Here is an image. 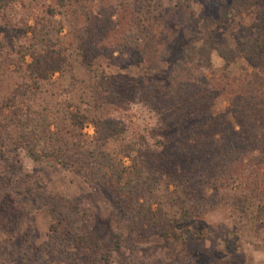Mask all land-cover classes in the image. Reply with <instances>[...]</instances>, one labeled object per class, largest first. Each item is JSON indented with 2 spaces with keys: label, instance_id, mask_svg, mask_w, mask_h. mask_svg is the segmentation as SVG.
I'll use <instances>...</instances> for the list:
<instances>
[{
  "label": "trees",
  "instance_id": "obj_1",
  "mask_svg": "<svg viewBox=\"0 0 264 264\" xmlns=\"http://www.w3.org/2000/svg\"><path fill=\"white\" fill-rule=\"evenodd\" d=\"M193 4L203 6L198 30L187 17L183 27L179 23ZM68 5L69 0H55L39 8L36 0H0V159L5 151L21 149L34 162L49 159L95 182H108L132 231L142 234L148 226L163 241L174 236L169 228L197 222L221 205L239 215L254 206L264 208V171H260L264 168V81L245 78L242 91L233 92L238 98L224 114L207 113L202 110L208 106L203 102L188 108L182 100L184 94L195 91L197 74L210 69L212 53L223 60L225 69L244 60L264 79V0H175L166 10L163 26L179 34L182 41L180 45L173 41L178 47L174 58L161 56L174 60H169L168 73H163L166 83L154 87L177 117L164 131L176 135H183V130L202 132L203 141L194 140V150L184 147L173 152H166L163 143L152 148L137 131L130 133L126 122L117 120L132 84L127 81L116 87L104 69L90 64L94 55L87 42L64 40V25L54 16L64 13ZM251 11L257 16L232 33L234 44L223 38L221 33L232 26V15ZM122 29L123 48L130 50L129 57L136 51L147 67L158 68L143 44H138L141 50L135 46L138 28ZM243 100L250 113L247 110L240 117ZM230 112L233 122L227 118ZM87 124L94 127L92 136L83 131ZM229 179L232 184L227 185ZM31 187L14 185L0 202L5 204L6 196L18 202ZM225 188L232 193H225ZM208 189L213 193H207ZM60 203L52 209L61 208L55 214L53 232L63 234L58 225L66 216L65 234L70 241L77 236L83 240L84 235L75 231L76 206ZM121 245L119 236L114 248ZM56 250L72 255L65 248ZM18 256L22 258L20 248L0 241V264H13ZM126 264L150 263L130 257ZM153 264L207 262L176 257L160 258Z\"/></svg>",
  "mask_w": 264,
  "mask_h": 264
},
{
  "label": "rangeland",
  "instance_id": "obj_2",
  "mask_svg": "<svg viewBox=\"0 0 264 264\" xmlns=\"http://www.w3.org/2000/svg\"><path fill=\"white\" fill-rule=\"evenodd\" d=\"M36 1L39 8L55 2ZM174 4L175 0H69L66 11L54 16L64 25V40L87 42L91 55H94L90 64L104 69L116 87L131 82L132 88L125 94L127 102L121 103L117 120L126 122L130 133L137 131L138 135L146 138L152 148L166 144V152L184 147L194 150V140L198 139L200 144L203 142L200 140L202 132L183 130V135L181 132L176 135L177 132L170 134L164 131L167 125L172 127L177 117L171 113L170 104L165 103L164 98L154 90L158 84L166 83L167 75L163 73L169 70V62L174 60L178 49L173 41L178 45L182 41L179 34L163 26L166 10ZM15 6L19 8L20 3L16 2ZM256 16L252 11L232 15V26L221 33L223 38L234 44L232 33L239 31L243 25H249ZM186 17L190 20L187 22L198 30L203 6L193 4L191 11L179 21L181 27ZM132 25L138 28L135 46L141 50L138 44H143L146 54L158 62V68L147 67L144 60H138L136 51L129 57L130 50H124L122 28L130 29ZM169 46L173 49H167ZM163 54L175 55L165 58L161 57ZM245 78L264 81L263 75L256 74L244 60L225 69L223 60L212 53L210 69L197 74L195 91L184 94L182 100L188 108L203 102L208 105L202 108L204 111L207 109V113L213 116L224 114L232 101L238 98L233 92L242 91ZM245 102L241 101L242 105L238 108L240 117L249 110ZM247 112L250 113V110ZM245 117L248 118L247 115ZM227 118L233 122V113L230 112ZM83 131L92 136L94 127L87 124ZM187 136L185 141L183 138ZM260 169L264 171L262 166ZM226 182L227 185L232 184L230 179ZM17 184L31 185V192L18 202L9 196H6L5 204L0 202V207L6 205L2 211L0 208V241L20 248L22 253V258L18 256L19 260L13 264H126L130 257L150 264L160 258L170 260L176 257L204 258L207 264H264V208L261 207L254 206L242 215L222 205L215 207L197 222L169 228L174 236L163 241L148 226L142 234L132 231L108 182H95L87 175L61 168L49 159L34 162L21 149L5 151L4 158L0 159V198ZM224 192L232 193L228 188ZM207 193L213 192L208 189ZM67 202L78 210L73 220L75 231L84 235L83 240L77 236L70 241L69 234H65L66 216L58 225L64 235L53 232L51 228L55 223V214L59 212L57 210L61 209L52 211L53 205ZM25 233L28 236L24 238ZM119 236L122 245L115 249ZM57 247L65 248L72 255L59 253Z\"/></svg>",
  "mask_w": 264,
  "mask_h": 264
}]
</instances>
